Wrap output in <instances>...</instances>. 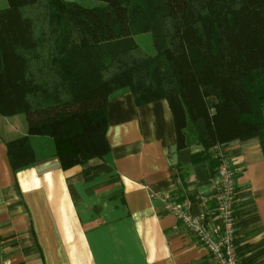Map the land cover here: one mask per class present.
I'll return each mask as SVG.
<instances>
[{"label":"trees","instance_id":"obj_1","mask_svg":"<svg viewBox=\"0 0 264 264\" xmlns=\"http://www.w3.org/2000/svg\"><path fill=\"white\" fill-rule=\"evenodd\" d=\"M97 1L7 0L0 10V117L26 123L6 142L13 173L36 163L30 137L53 141L63 171L103 160L107 105L121 90L137 106L165 100L174 148H202L193 162L250 139L264 157V0ZM145 34L151 55L134 41ZM239 243V263L255 264Z\"/></svg>","mask_w":264,"mask_h":264},{"label":"crops","instance_id":"obj_2","mask_svg":"<svg viewBox=\"0 0 264 264\" xmlns=\"http://www.w3.org/2000/svg\"><path fill=\"white\" fill-rule=\"evenodd\" d=\"M160 100L137 106L128 90L107 105L109 154L63 171L46 137H30L35 165L13 173L6 142L24 136L0 117V264H211L208 252L166 212L163 195L210 218L218 161L176 150L174 121ZM16 117V116H15ZM18 134V135H17ZM257 139L226 146L237 189L239 246L264 264V157ZM217 162L216 163L214 162ZM94 168L90 174L83 170ZM156 195V197H153ZM213 224V223H212Z\"/></svg>","mask_w":264,"mask_h":264},{"label":"built area","instance_id":"obj_3","mask_svg":"<svg viewBox=\"0 0 264 264\" xmlns=\"http://www.w3.org/2000/svg\"><path fill=\"white\" fill-rule=\"evenodd\" d=\"M214 154L218 161L216 175L211 184L209 198L202 199L203 203L212 202L214 204L213 216L208 219L194 216L189 212L188 200L178 202L171 195L161 197L166 212L180 220L181 226L206 249L211 264H240L235 250L236 222L238 221L235 210L237 204V189L234 184L236 172L228 159L226 147L216 146Z\"/></svg>","mask_w":264,"mask_h":264},{"label":"rangeland","instance_id":"obj_4","mask_svg":"<svg viewBox=\"0 0 264 264\" xmlns=\"http://www.w3.org/2000/svg\"><path fill=\"white\" fill-rule=\"evenodd\" d=\"M68 1L75 2L79 5H82V7H88V8L96 7L97 5L100 4L97 0H68ZM6 7H7V0H0V10L4 9ZM134 41L146 53H149L150 55L154 53L152 44H150L151 38H150L149 34L136 36L134 38ZM10 122L16 124L15 127L20 129L21 131H25L26 123H25L24 117L22 115L11 118Z\"/></svg>","mask_w":264,"mask_h":264}]
</instances>
